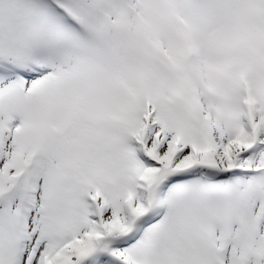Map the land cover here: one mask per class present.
Masks as SVG:
<instances>
[{"label": "snow or ice", "instance_id": "6c2138e0", "mask_svg": "<svg viewBox=\"0 0 264 264\" xmlns=\"http://www.w3.org/2000/svg\"><path fill=\"white\" fill-rule=\"evenodd\" d=\"M89 22L0 0V264H264V126L74 86Z\"/></svg>", "mask_w": 264, "mask_h": 264}, {"label": "rangeland", "instance_id": "374dc122", "mask_svg": "<svg viewBox=\"0 0 264 264\" xmlns=\"http://www.w3.org/2000/svg\"><path fill=\"white\" fill-rule=\"evenodd\" d=\"M112 3L113 21H121L134 35V50L122 62L121 67L107 71L106 60L97 61L89 47L83 46L81 53L74 65V86L89 92L100 94L109 98L111 85L118 84L122 87L124 102L134 104L144 101L141 87L143 72L142 59L146 52L156 55L159 62L170 60L176 65L185 63V69L177 80L170 84L164 92V99L179 88L185 92V98L190 106V112L197 118H204L212 127L223 134L233 135L240 127L237 123L232 131L226 132L223 125L217 127L220 112L213 107L214 103L207 100L208 88H203L200 83L198 62L205 55L211 54L213 59H205L214 63L215 71L222 59L228 60L230 66L224 73H219L224 88L233 89L236 86V74L240 71L248 72L238 62V43L236 39L218 26L212 18L206 15L207 2L205 0H110ZM248 21H243V30L247 27L254 29L264 40V0H247ZM227 15L229 13L227 12ZM234 22V18H228ZM201 52L199 61L192 55V48ZM259 60L264 61V53L259 55ZM183 66V65H182ZM99 77V79L97 78ZM255 96L264 93L261 90L259 77H252ZM259 82V83H258ZM242 93H239V97ZM159 97V93L154 94ZM264 97V94H262ZM110 99V98H109ZM238 110V106L233 112ZM250 125L253 123L264 126V107L260 115L249 117Z\"/></svg>", "mask_w": 264, "mask_h": 264}, {"label": "bare ground", "instance_id": "6f19581e", "mask_svg": "<svg viewBox=\"0 0 264 264\" xmlns=\"http://www.w3.org/2000/svg\"><path fill=\"white\" fill-rule=\"evenodd\" d=\"M210 63L211 61L205 65L204 69L201 68V71H202V74H203V78H204V83L206 86H208L210 92H211V95L213 96V98H215L217 100V103L219 102H222L221 100L223 99V95H222V91H221V87L219 88V90H215V83H214V79H213V76H212V71L210 69ZM213 64V63H212ZM221 106L222 103H220ZM234 105H233V102H231V105H230V108H232ZM227 107L223 108L224 110V115L223 117L226 115V111H227ZM226 119H227V116H226ZM228 120V119H227ZM229 122V125H230V121L228 120Z\"/></svg>", "mask_w": 264, "mask_h": 264}]
</instances>
